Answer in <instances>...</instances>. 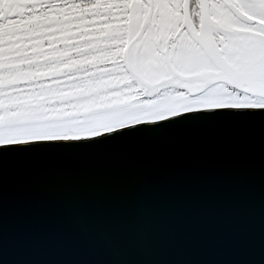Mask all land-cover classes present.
Wrapping results in <instances>:
<instances>
[{
  "label": "snow or ice",
  "instance_id": "snow-or-ice-1",
  "mask_svg": "<svg viewBox=\"0 0 264 264\" xmlns=\"http://www.w3.org/2000/svg\"><path fill=\"white\" fill-rule=\"evenodd\" d=\"M0 264H264V0H0Z\"/></svg>",
  "mask_w": 264,
  "mask_h": 264
}]
</instances>
